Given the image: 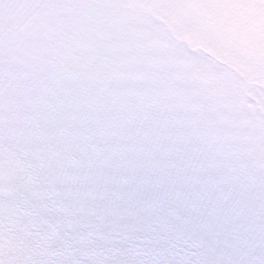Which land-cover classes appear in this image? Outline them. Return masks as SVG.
<instances>
[{
  "label": "snow or ice",
  "instance_id": "6c2138e0",
  "mask_svg": "<svg viewBox=\"0 0 264 264\" xmlns=\"http://www.w3.org/2000/svg\"><path fill=\"white\" fill-rule=\"evenodd\" d=\"M0 264H264V0H0Z\"/></svg>",
  "mask_w": 264,
  "mask_h": 264
}]
</instances>
